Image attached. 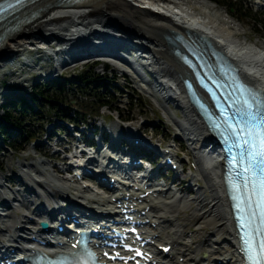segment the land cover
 Instances as JSON below:
<instances>
[{
    "label": "bare ground",
    "instance_id": "6f19581e",
    "mask_svg": "<svg viewBox=\"0 0 264 264\" xmlns=\"http://www.w3.org/2000/svg\"><path fill=\"white\" fill-rule=\"evenodd\" d=\"M177 1L183 5L191 6L198 15L192 16L191 10L187 8L178 10L179 14L165 10L166 15H158V13L145 10V0H88L83 5L76 6L62 5V0H36L17 14L19 17L14 19L11 30L9 27L0 29V38L2 39L0 41V64L10 63L20 50L26 46H34L38 42L48 47L55 44L57 47V50L53 52L57 56V68L55 70L59 68L60 70H68L70 65L72 66L77 62L74 60L61 65L58 60L59 54L71 58L74 54L86 55L93 48L98 51L119 50L128 54L127 48L136 45L138 50H142V53L146 55L144 60L136 62V65L142 71L150 72L154 77L155 85L160 87L164 93H172L173 95L170 101L163 100L157 103L158 107L181 133L187 142L188 150L195 159L196 172L188 174L187 179L193 182L200 176L206 185L202 187L199 184L194 191L190 189V186H187L185 191L193 194L190 199L184 196L183 190H173L166 185H157L154 189L147 188L144 191H136L135 195L139 196L152 189L151 194L143 198L141 203V211H145L146 207L148 208L145 218L150 220V224L155 225L154 228L149 226L147 231L155 237L158 246H171L168 256L161 259L164 264H241L242 261H238L235 254L237 253V241L221 180L222 170L203 151L213 143L212 137L183 94L185 91L182 79L185 78L187 70L175 56V51L178 49L175 38L180 36L184 40H194L197 43L209 45L211 49L223 54L236 66L246 80L256 84L262 92H264V86L259 83L257 77L264 78V45H255L259 48L258 53H256L257 51L249 49L238 37L240 34L228 26L230 22L227 19L225 22L222 18H217L215 14L210 15L207 11L202 10L203 6H192V0H190L191 2L188 0ZM209 1L213 2L212 0ZM196 3L195 5L198 6L199 3ZM153 9L158 11V6L153 7ZM204 9L207 10L208 8L205 7ZM170 15H175V18L188 23L189 26L178 23ZM218 15L220 16V14ZM229 18L233 19V16H229ZM193 28L195 29L193 30ZM106 31H113L112 33L122 38V42L118 40L109 42L103 35V32ZM98 34L102 37H95ZM168 38L172 40L171 43ZM108 42L111 43L109 47L105 46V44H109ZM96 45L101 47L97 49ZM86 57L83 58L84 61L93 60V58L87 59ZM27 61L30 66L32 60ZM122 75L126 77V73L122 72ZM137 76L143 80H141L143 86L140 85L142 86L140 88L148 93L150 88L148 83L141 74ZM171 104L179 110L182 121L176 120L168 111V106ZM162 124H165V121H162ZM125 127L127 132L131 134L130 136H138L135 135L132 125L126 124ZM113 129L118 131L120 127L114 125ZM141 130L145 131V128L141 127ZM146 142L150 141H144V144L148 145ZM58 143L62 146L64 142L59 141ZM204 144L206 145L203 146ZM68 149L65 148L64 150ZM39 152L47 155V148L40 146ZM62 153L63 151H55L52 154L54 159L64 162L63 165L54 164L50 166V171L58 176L57 178L52 174L47 176V170H39L34 165L27 166L34 169L35 175L39 177L36 179L24 171L25 165H20L19 168L22 170L20 169L19 172L22 171L23 173L11 177L10 182L12 183L13 179H17L16 181L24 186L27 185L24 180L26 178L31 183L41 187L50 198L57 194L59 200L67 206L81 207L88 213L116 212L117 209L114 207L116 203L112 202L111 199L117 200V193L106 197L94 193L91 189H83L79 192L76 189L77 184L75 185L62 177L61 173L68 170L72 164V162H68L70 157L67 154L60 157ZM44 177L45 179H43ZM107 178L110 180L113 176ZM185 179L182 174L177 175L176 185L181 186ZM64 180L69 184L60 185L58 183V181ZM136 185L134 184V186ZM2 188L3 185L0 183V206H4L11 213H7L5 217H0V237H2L0 245H3L0 249L6 246L14 248L18 244L21 234L26 235L30 231V237L37 236L36 229L39 228V221L44 216L48 218L47 214L58 211L59 207L52 206L50 208L48 206L50 208L48 209L46 203L41 201L32 208L34 200H41L38 193L32 190L29 192L30 189L27 190L28 195L32 196L28 199L19 190L10 191L14 195L15 201L20 202V209H18L4 201ZM204 189H206V193ZM201 191L204 192V195ZM123 203L126 201L123 200ZM191 203L195 204L194 208L189 207ZM187 210L192 211L191 219L195 220L192 226L193 230L188 232L185 230L186 226L179 222L180 214ZM29 215L34 216L38 222L35 220L31 223L28 222ZM13 223L15 226L12 225ZM208 226H213L212 231ZM205 227L209 229V232L206 231L207 228ZM203 228L205 229L203 230ZM201 230L207 235L204 236V240L197 241L200 236L198 233ZM213 231H215L214 234ZM222 238L224 239L222 240ZM223 244H227L228 248H224ZM158 254L159 252H157ZM156 259L160 261V258Z\"/></svg>",
    "mask_w": 264,
    "mask_h": 264
},
{
    "label": "rangeland",
    "instance_id": "374dc122",
    "mask_svg": "<svg viewBox=\"0 0 264 264\" xmlns=\"http://www.w3.org/2000/svg\"><path fill=\"white\" fill-rule=\"evenodd\" d=\"M189 1L190 0H188V2ZM212 1L213 2H210L209 0H192V4H190L196 7H207V10L204 8L202 10L207 11L208 13H210V15L215 14L217 15V18L220 17L224 21L227 19V21L230 22V25L228 26H230L234 30V32L240 34V36L238 37L242 39L245 45H264V8L258 10L255 2H251L250 0H237L236 2L240 6L245 9H250L248 10V12H245V10H243V12L247 13L249 16L244 17L242 13L230 12L227 8V5L220 3V1L222 0ZM196 2L199 3L198 6L195 5L197 4ZM259 3L264 4L263 0H259ZM216 13L220 14V16ZM229 16H233V19H230ZM227 24L229 23L227 22ZM40 43L41 42H38V44L36 43L37 45L34 44V46H26L16 54V56L11 60L10 63L5 62L6 64H0V126H3L7 129L9 140H13L14 142L12 144L13 146H9L7 142L3 144L2 138L0 137V183L3 185L1 191L4 193V199L10 201L14 196L12 193H10V191L21 188L19 183H16L17 179H13V182H15L14 184L9 180L14 175L21 174L22 171L19 172L20 169L22 170V168H19L20 165H25V169L23 168L24 171H27L36 179H39V177L35 175L34 169L27 166L34 165V167L39 170H47V176H50V174L55 176V174L50 171V166L54 164L59 165L60 163L58 160L52 158V154L55 152V150H57V148H49L48 146L49 144L54 145L55 142H58L60 140L64 142L72 141L70 137L65 135L66 131L65 133H62L61 136H57L54 133H60L61 131H59L58 129L65 127L66 124L64 123L65 121H63V115L65 114L66 110H70L71 108L72 111L73 109L78 108L80 113L79 115H82L84 117L83 121H85L88 127L99 126L103 121L104 116L112 119L111 125H113L115 120H117V113L114 110L118 109L121 118L127 116L132 118L133 126H136V132L138 133L139 137L149 139L153 136L154 140L153 142H151L152 145L158 147L160 144H166L165 147H174L173 151L174 153H176V160L178 161L180 168L185 169V172H183L182 175L184 178H186V182L183 183L180 187L177 186L176 183H171V179H169L168 182H164V180H157L158 182L167 183V187L170 186L175 190L185 189V187L187 186H191L193 190H196L199 184L202 187L206 186L200 176H198V179L193 182H190L187 179L188 174L195 173L194 171H192L191 167L196 166L197 168L192 154L187 149V143L185 141L180 142L182 136L178 129L164 114L162 109L150 101L147 93L139 87L142 83L139 82L137 76L132 73L127 66H125L123 63H113V65L115 66H109L107 70H105L102 65L92 68L93 66L91 65V63L94 60H90L75 62L74 65H70V69L68 70H60L59 68L55 71L54 68L56 64L53 63L49 55L53 54V52L57 50L56 46L53 47V52L49 50H47L46 52H33L30 58V60H32L30 66H22L18 64L17 61L19 59V56L23 55L24 51H26L27 48L42 46L43 43ZM251 50L255 52L257 51L256 49L252 48ZM256 53H258V51ZM121 72H125L129 79L122 76ZM47 75L53 76V78H56V80L60 83L71 82L78 88L76 89L73 87L72 91H69L68 86L67 89L64 88L60 91H56L54 87H45L44 85L47 84L45 76ZM81 78H84L85 80H87V82H90L92 80L96 81V83H94L93 85L95 87L97 83H100V85L98 86L102 87L101 91L103 92V94L109 96L110 98H113L107 100L109 102L108 107L100 109L98 111L94 110V112L89 111L90 108L84 109L82 107V104H84L85 101H90V99H88V96L94 94L95 92L85 90V84L82 83ZM111 88H115L113 92ZM83 92H85L87 98L81 95V93ZM39 93L45 94V96L58 98H48V100L51 101V106H49L48 103L43 101V97L38 95ZM14 96L24 97L26 103L29 105L32 104V96H34L35 100L37 101L38 107L32 106L33 114L31 116L29 114L25 115L26 113L20 112L19 104L13 108L9 107L8 120H11L13 122L10 124L4 121V117H7L5 112L7 109L2 108V105L5 102L12 101L14 99L12 97ZM92 103L94 104L95 108V102ZM81 107L82 110L80 109ZM168 111L176 120L182 121V118L180 117V115H178L177 110L168 107ZM37 113H41L43 115L42 120L38 118V115H34ZM69 116L72 119L73 117L75 119L78 118L76 115L71 113L69 114ZM94 116H98V118H95ZM45 120H50V123L44 124ZM162 121H165V124H162ZM56 123H58V126L60 127L54 129V127L57 126ZM15 126L24 127L25 131L29 130L31 135L27 134L26 137L20 136V131L16 129ZM72 127L73 126L69 125L70 129ZM141 127L145 128L144 135H142L143 131L141 130ZM48 131L53 134V137H50L53 139V142H49L47 139ZM32 138L36 139L33 143ZM181 143L182 147H180V150H177L176 146ZM40 146H44L45 148H47V155L39 152ZM65 146L68 147L69 144H65ZM62 156H64V154H61V157ZM160 161L161 159L159 160V162ZM178 174H180V172ZM62 176L66 177V175L63 174ZM55 177L57 178L58 176ZM43 179H45V177ZM24 180L28 183L29 186L33 188V190L39 188L33 182L31 183L30 180L26 178H24ZM25 188H27V186ZM204 192H207L206 189H204ZM204 192L201 191L203 195ZM184 194L188 199L193 197V194L187 193L186 191L184 192ZM207 195L205 196V198L207 197ZM27 196L29 197V195ZM43 197L45 199L42 200V203H46L47 205L52 204V200L54 197ZM54 200L58 201V197L54 198ZM34 202V205L36 206L41 201L34 200ZM33 207L34 206H32V208ZM189 207L194 208L195 204L191 203ZM2 210L5 209L0 207V213H4V211ZM9 212L11 213V211H8V213ZM5 213H7V211ZM191 213L192 211L190 210H187L186 212L181 214L179 213V222L186 226L185 230L187 232L193 230L192 226L195 223V220L191 219ZM30 218H33V216H30ZM12 225L15 226L14 223ZM208 227H210L212 231L213 226ZM205 228H203V230ZM203 230L198 233L200 234V236L197 241L204 240V236L207 235V233H202ZM206 231L209 232V229L207 228ZM214 233L215 231H213V234ZM1 238L2 237H0V239ZM223 239L224 238H222V240ZM222 246L224 248H228V245L226 246L225 244H223ZM199 256H201V254H199Z\"/></svg>",
    "mask_w": 264,
    "mask_h": 264
},
{
    "label": "snow or ice",
    "instance_id": "6c2138e0",
    "mask_svg": "<svg viewBox=\"0 0 264 264\" xmlns=\"http://www.w3.org/2000/svg\"><path fill=\"white\" fill-rule=\"evenodd\" d=\"M19 2V0H17ZM12 5H8V7H11ZM2 10V9H0ZM251 95V94H250ZM244 104L248 108V121L247 123L250 125L249 128V135H252L251 128L252 127H259L258 117L259 121H264V113L257 111V113L252 112V106L253 104L257 105V108L259 109L260 100L257 96L252 95L251 103L249 100L245 99ZM257 122V123H253ZM240 122L238 121L237 124ZM228 128L232 129L233 125L228 124ZM243 130H241L242 135ZM235 134V132L233 133ZM257 137H261V133L259 131L256 132ZM239 137H237L238 139ZM244 144H249L248 140L243 141ZM238 146V145H237ZM249 156V162L248 166L244 168V171L249 174L248 177L245 178V180L251 178L252 176H256L259 181V201L257 203V209L261 211V215L264 216V137H261L259 139V151H251L248 153ZM259 156L260 160L257 162L256 157ZM235 159V158H234ZM243 162V161H241ZM235 187V186H234ZM244 187L247 188V183L244 184ZM250 264H264V246L261 247L259 258H256L255 256L250 257Z\"/></svg>",
    "mask_w": 264,
    "mask_h": 264
},
{
    "label": "trees",
    "instance_id": "16d2710c",
    "mask_svg": "<svg viewBox=\"0 0 264 264\" xmlns=\"http://www.w3.org/2000/svg\"><path fill=\"white\" fill-rule=\"evenodd\" d=\"M227 7H228V9L230 11L233 10V11H238L240 13H242V11H243V8H240V9L237 8L236 5H235V3L231 2V1L227 4ZM243 15L244 16H247L245 14H243ZM81 80H82V83L85 84L84 85V89L85 90H88L90 92H92V91L95 92L93 96H88V99H90V101H88V102L86 101L84 104H82V107L84 109L85 108H87V109L90 108V110L93 111V110H99V108L105 106L107 104V102H106L107 96H105L104 94H102L100 92L101 89H99L98 87L97 88L96 87H93V84L95 83V82H93L94 80H92L90 82H87V80H85L84 78L83 79L81 78ZM44 86L45 87H49V86L52 87V86H54V88H56V91H60L61 89L66 88V86H69L70 91H72L73 87L76 88V89L78 88L75 85L71 84L70 82H68V83H65V82L64 83L55 82L53 85H50V84L47 85V84H45ZM44 92H46V91H44ZM38 95L41 96V97H43V101H45L46 103H48L49 106H51V101L48 100V98H53V99H57L58 98V97L45 96V94H41V93H39ZM81 95L83 97H86L87 98V95H85V92L81 93ZM92 102H95V104H96L95 105V108H94V104ZM32 103L38 107V104H37V101L36 100H33ZM82 107L80 108L81 110H82ZM39 108H41V107H39ZM6 109L7 110L5 112H6L7 117H4V121H6L7 123H10L11 124L13 122L11 120H8V118H9L8 117V114H9L8 113V110L9 109L8 108H6ZM26 111L27 112H30V109H26ZM21 112L22 113H25L24 110H22ZM72 113L75 114L77 117L80 116L79 115L80 113H79L78 108L75 109ZM18 128L21 130L20 131L21 132L20 134L22 136L27 135L28 132H29V131H25L24 127H22V126H18ZM6 130H7L6 128L0 127V135L3 136L4 140H8V137L6 136ZM9 142L10 141H8L7 143L9 144Z\"/></svg>",
    "mask_w": 264,
    "mask_h": 264
},
{
    "label": "water",
    "instance_id": "95a60500",
    "mask_svg": "<svg viewBox=\"0 0 264 264\" xmlns=\"http://www.w3.org/2000/svg\"><path fill=\"white\" fill-rule=\"evenodd\" d=\"M41 227H42L43 229H46L48 226H47V224L43 223V224H41Z\"/></svg>",
    "mask_w": 264,
    "mask_h": 264
}]
</instances>
